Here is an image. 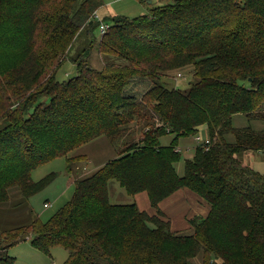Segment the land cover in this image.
<instances>
[{
  "label": "trees",
  "instance_id": "1",
  "mask_svg": "<svg viewBox=\"0 0 264 264\" xmlns=\"http://www.w3.org/2000/svg\"><path fill=\"white\" fill-rule=\"evenodd\" d=\"M99 8L98 0H0V205L11 189L28 199L55 177L35 183L33 170L71 161L81 146L116 138L136 120L156 122L76 180L46 222L0 231V264H14L7 249L27 240L46 255L62 247V264H264V174L240 160L264 153V129L231 126L237 115L264 122V0H172L148 15L103 18L108 30L94 39L101 68L84 50L70 60L75 76L59 82L79 33L98 28ZM188 69L186 89L161 84ZM135 80L150 83L139 99L126 94ZM203 128L209 146L195 147L179 176L178 141ZM110 182L129 196L146 193L156 215L110 204ZM183 189L209 206L189 221L190 236L171 232L158 209Z\"/></svg>",
  "mask_w": 264,
  "mask_h": 264
},
{
  "label": "rangeland",
  "instance_id": "2",
  "mask_svg": "<svg viewBox=\"0 0 264 264\" xmlns=\"http://www.w3.org/2000/svg\"><path fill=\"white\" fill-rule=\"evenodd\" d=\"M150 1L151 3L148 4L147 0H98L100 8L98 11L94 12L93 15L98 12L99 17L102 16L106 19L114 16L136 18L150 14L153 9L169 4L172 0ZM97 38H99L98 28H96L93 33H88V29H83L79 33L69 56L56 73V79L59 82L75 76V68L70 60L79 56L84 50H91L88 55V63L90 66L95 69L101 68L103 58L98 55L96 51L97 47L94 42V39L96 40ZM141 81L142 82H138L137 80L132 81L126 94L133 95L136 99H139L140 96L150 87L148 81ZM190 81H192V77L191 71L188 69L168 73L166 77L163 78L161 84L165 88L175 87L184 90L188 87ZM259 121V119L237 115L232 117L231 126L238 129L251 127L254 131H261L264 129V122ZM152 124H156V122L154 120H149L148 122L136 120L131 124L129 123V125H126L123 133L121 132L120 136L116 138L108 139L100 137L81 146L68 156V158H72L71 161L66 158H59L33 170L31 173V180L35 183L50 174H54L55 177L43 190L28 199L21 197L18 194L17 189H11L9 192L10 201L0 205V231L24 227L34 221H39L41 223L46 222L59 210V208L70 200L74 190V182L76 180L91 175L105 163L116 158L125 147L132 143L139 142L142 138V133L147 127L146 125ZM200 132L199 134L204 138V132ZM226 138L227 140H231L229 134ZM171 139V135L161 137L160 144L162 146H167ZM178 146H193V148H195L194 137L179 139ZM190 149L193 151L192 148ZM184 153V151H181L182 160L175 165L176 172L179 176H182L183 174V161L185 160ZM256 157H258V160ZM254 158V167L260 170V174H264V154L257 153ZM108 198L110 204L114 205H128L135 203V196L127 195L116 182L109 183ZM45 203H49L50 206L44 208ZM161 217L164 221L170 223L171 232L178 236L186 233L192 235L194 232V229L190 224L191 228H186L187 230H182L179 226H176V229L179 228L181 229L180 231L173 230L172 225L174 220L163 211H161ZM186 217L187 219L190 218V213L185 216V222L187 220ZM7 254L14 259V264H62L66 260L68 253L60 246H53L49 250V255H46L32 247L29 240H27L9 247L7 249ZM195 262L199 263L200 257L197 258Z\"/></svg>",
  "mask_w": 264,
  "mask_h": 264
},
{
  "label": "crops",
  "instance_id": "3",
  "mask_svg": "<svg viewBox=\"0 0 264 264\" xmlns=\"http://www.w3.org/2000/svg\"><path fill=\"white\" fill-rule=\"evenodd\" d=\"M98 14V12H97ZM99 15V14H98ZM102 19L104 17L100 16ZM202 131L204 132V136H207V133L205 129H200L199 132ZM201 133V132H200ZM193 140V138H192ZM194 146V144H193ZM190 146H185V147H179V151H184V156L185 159H191L193 154H194V148ZM193 151H191V149ZM256 153L254 152H249L247 154H243L240 160L244 165L249 166L252 170H254L257 173H261L260 170L256 169L254 167L255 165V156ZM264 154V153H263ZM258 160V157H256ZM250 161V162H249ZM135 203L137 207L140 209V211H145L148 215H156V211L151 207L148 196L146 193H140L135 195ZM158 209L163 211L166 215H168L171 219L174 220V223L172 225L173 230L180 231L185 230L186 228L188 229L190 227L189 225V220L192 219L193 217H206L209 213V206L207 203H205L202 199H200L197 195L194 193L190 192L189 190L183 189L175 192L172 194L170 197L167 199L163 200L159 206ZM190 213V218L187 219L186 217V222L184 221L185 216ZM183 221V222H182ZM176 226L180 227L181 229H176ZM191 228V227H190ZM186 229V230H187ZM191 234H184L180 236H190Z\"/></svg>",
  "mask_w": 264,
  "mask_h": 264
},
{
  "label": "built area",
  "instance_id": "4",
  "mask_svg": "<svg viewBox=\"0 0 264 264\" xmlns=\"http://www.w3.org/2000/svg\"><path fill=\"white\" fill-rule=\"evenodd\" d=\"M94 19L98 23V32H99V37H102L108 30V26L102 22V19L98 16V14H94ZM204 130V129H203ZM206 131V130H205ZM194 142H195V147L201 146L206 150V147L209 146V139L207 136L202 138L200 134H196L194 136ZM50 205L49 203L44 204V208H48Z\"/></svg>",
  "mask_w": 264,
  "mask_h": 264
},
{
  "label": "water",
  "instance_id": "5",
  "mask_svg": "<svg viewBox=\"0 0 264 264\" xmlns=\"http://www.w3.org/2000/svg\"><path fill=\"white\" fill-rule=\"evenodd\" d=\"M147 3H148V4H150V3H151V1H150V0H147Z\"/></svg>",
  "mask_w": 264,
  "mask_h": 264
}]
</instances>
